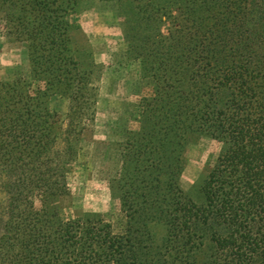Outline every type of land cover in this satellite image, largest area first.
I'll return each instance as SVG.
<instances>
[{
  "label": "trees",
  "instance_id": "1",
  "mask_svg": "<svg viewBox=\"0 0 264 264\" xmlns=\"http://www.w3.org/2000/svg\"><path fill=\"white\" fill-rule=\"evenodd\" d=\"M2 1L42 86L0 83V264H264V0H106L125 8L129 54L154 81L111 183L120 233L58 208L96 115L95 64L72 47L83 0ZM52 97L68 101L64 120ZM200 137L219 153L184 192Z\"/></svg>",
  "mask_w": 264,
  "mask_h": 264
},
{
  "label": "rangeland",
  "instance_id": "2",
  "mask_svg": "<svg viewBox=\"0 0 264 264\" xmlns=\"http://www.w3.org/2000/svg\"><path fill=\"white\" fill-rule=\"evenodd\" d=\"M7 14V4L1 0L0 83L24 80L33 88L40 86L31 81L27 46L16 41ZM127 17L125 8L115 2L83 0L74 18L79 30L71 33L73 51L81 62L95 64L91 83L97 89V104L95 121L80 140L79 156L68 177L69 194L58 200L64 218L93 214L109 222L116 233L123 230L125 216L120 201L111 192V183L120 173L126 134L139 129L136 119H140L143 100L151 96L154 83L129 54L123 37ZM50 107L61 120L65 119L66 99L52 97ZM219 149L217 142L205 137L190 142L180 178L184 192L213 164ZM5 207L6 196L0 190V236Z\"/></svg>",
  "mask_w": 264,
  "mask_h": 264
}]
</instances>
